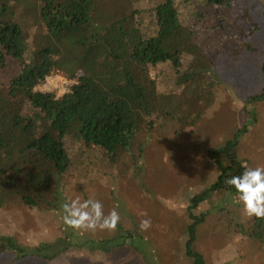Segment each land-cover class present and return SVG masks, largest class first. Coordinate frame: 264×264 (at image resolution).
I'll list each match as a JSON object with an SVG mask.
<instances>
[{
    "label": "trees",
    "instance_id": "16d2710c",
    "mask_svg": "<svg viewBox=\"0 0 264 264\" xmlns=\"http://www.w3.org/2000/svg\"><path fill=\"white\" fill-rule=\"evenodd\" d=\"M256 4L254 12L245 0H0V207L17 197L32 208H52L54 193L76 171L105 175L132 149L139 160L157 126L183 138L180 129L196 127L212 107L211 74L219 62L250 65L261 54L264 78L258 38L264 2ZM98 47L105 52L96 61ZM66 70L82 74L61 96L36 88ZM262 98L264 85L247 102ZM248 114L252 122L255 113ZM246 129L208 149L218 174L188 205L190 264H206L194 246L206 214L195 210L214 193L237 196L226 181L244 171L237 146ZM236 205L229 226L246 239H264V218L247 224ZM47 247L42 242L31 254L51 258L65 250L51 255ZM6 250L28 254L0 234V255Z\"/></svg>",
    "mask_w": 264,
    "mask_h": 264
},
{
    "label": "rangeland",
    "instance_id": "374dc122",
    "mask_svg": "<svg viewBox=\"0 0 264 264\" xmlns=\"http://www.w3.org/2000/svg\"><path fill=\"white\" fill-rule=\"evenodd\" d=\"M256 1L245 0L254 12L260 10ZM258 38L263 47L264 26ZM104 52L103 47H98L93 58L101 60ZM251 59L250 65L217 63L211 74L215 95L212 107L204 111L196 127L180 129L178 135L183 138L174 139L170 132L168 137L165 125L155 127L147 136L149 149L139 160L132 149L122 153L105 175L84 176L76 171L60 193H54L55 205L50 209L39 210L17 197H8L0 207V234L13 237L28 254L18 257L13 250H6L0 255V264H190L192 259L185 251L188 205L218 174L208 149L221 145L247 125L238 142V155L248 168L264 167V98L247 102L264 85L262 55L255 54ZM66 71L53 77L57 94L68 90L82 74L81 70L76 76ZM64 79L69 83L65 85ZM40 87L45 89L44 85ZM248 111L255 113L252 122ZM144 157L150 163L143 161ZM77 198L81 202L90 198L100 201L105 215L115 209L120 217L115 231L67 227L61 206ZM237 203L244 213L238 194L217 192L195 210L197 214H206L194 242L206 264H264V239H246L229 226L230 208L237 207ZM220 205L225 214L217 209ZM206 209L210 211L206 213ZM243 217L247 224L255 221L254 216L244 213ZM144 219L151 221L147 230L140 228ZM123 234L131 238L128 244L121 238ZM42 242L48 244L44 253L52 255L60 246L65 250L51 258L32 255V249Z\"/></svg>",
    "mask_w": 264,
    "mask_h": 264
},
{
    "label": "clouds",
    "instance_id": "9594fccd",
    "mask_svg": "<svg viewBox=\"0 0 264 264\" xmlns=\"http://www.w3.org/2000/svg\"><path fill=\"white\" fill-rule=\"evenodd\" d=\"M226 183L235 188L238 201L244 206V213L248 217L264 218V167H244L241 175L232 176ZM64 224L73 230L115 231L119 222V214L115 209L104 214L103 205L95 199L83 202L79 198L71 203L62 204ZM146 215V214H145ZM151 227L150 219L140 222L141 230Z\"/></svg>",
    "mask_w": 264,
    "mask_h": 264
},
{
    "label": "built area",
    "instance_id": "2783aa9c",
    "mask_svg": "<svg viewBox=\"0 0 264 264\" xmlns=\"http://www.w3.org/2000/svg\"><path fill=\"white\" fill-rule=\"evenodd\" d=\"M60 74H64V72L63 71H57L54 74L47 75L46 78H45V80L40 83V86L41 85H44L45 86V89H42V87L39 86L40 89L41 90H44V91H52V92H55V94L58 95V96H61L62 94H64L67 91V89H65V91L63 93H59V94H57V92L55 90H53V87L55 86L54 85L55 83H54V78L53 77L58 76ZM63 82H64L65 85L69 83V81L67 79H64ZM39 87H37V88H39Z\"/></svg>",
    "mask_w": 264,
    "mask_h": 264
}]
</instances>
